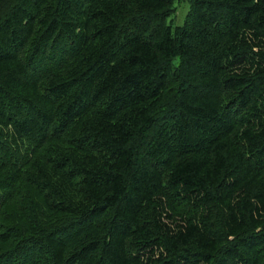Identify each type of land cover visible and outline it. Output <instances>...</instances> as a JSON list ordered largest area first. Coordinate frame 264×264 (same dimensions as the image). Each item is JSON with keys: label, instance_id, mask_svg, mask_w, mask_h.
<instances>
[{"label": "trees", "instance_id": "trees-1", "mask_svg": "<svg viewBox=\"0 0 264 264\" xmlns=\"http://www.w3.org/2000/svg\"><path fill=\"white\" fill-rule=\"evenodd\" d=\"M0 264H264V0H0Z\"/></svg>", "mask_w": 264, "mask_h": 264}, {"label": "rangeland", "instance_id": "rangeland-1", "mask_svg": "<svg viewBox=\"0 0 264 264\" xmlns=\"http://www.w3.org/2000/svg\"><path fill=\"white\" fill-rule=\"evenodd\" d=\"M189 9V6L187 5V3H183L180 6V9L178 11V17L176 16V18H174V24L175 25H181L183 23L184 20V16L187 13V10Z\"/></svg>", "mask_w": 264, "mask_h": 264}]
</instances>
